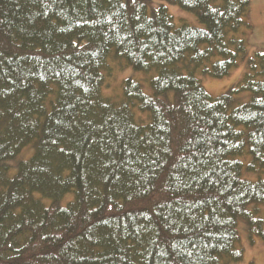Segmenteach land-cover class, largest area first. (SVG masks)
<instances>
[{
  "label": "trees",
  "instance_id": "trees-1",
  "mask_svg": "<svg viewBox=\"0 0 264 264\" xmlns=\"http://www.w3.org/2000/svg\"><path fill=\"white\" fill-rule=\"evenodd\" d=\"M163 3L203 28L175 26ZM249 6L0 0V264H233L238 223L264 240ZM112 65L145 73L150 94L128 77L104 97ZM240 66L239 82L206 92L199 76Z\"/></svg>",
  "mask_w": 264,
  "mask_h": 264
},
{
  "label": "rangeland",
  "instance_id": "rangeland-1",
  "mask_svg": "<svg viewBox=\"0 0 264 264\" xmlns=\"http://www.w3.org/2000/svg\"><path fill=\"white\" fill-rule=\"evenodd\" d=\"M249 12L247 21L251 26L250 31L245 37V43L248 52H264V0H249ZM168 14L173 18L175 26L186 24L192 27L203 28V25L197 20V18L187 11L180 9L177 6L163 3ZM111 61H109L110 64ZM112 65V73H105L104 86L102 88V94L107 98H119L121 95V82L126 78H132L142 84L143 91L146 94H150L148 86V76L145 73L135 72L130 68H123L121 71H116ZM119 70V69H118ZM244 73L243 66L233 69L228 76L222 79H211L199 76L203 87L206 92L213 98H216L223 94L228 88L235 85L240 81ZM110 75V76H108ZM32 152V148H27L22 154H20L17 160L28 157ZM14 169L11 170L13 174ZM67 198H71L68 195ZM260 215H264V206H260ZM264 230V226H261ZM237 232L239 235V247L243 251V259L233 264H264V240L258 235H252L249 237L245 225L238 223Z\"/></svg>",
  "mask_w": 264,
  "mask_h": 264
}]
</instances>
